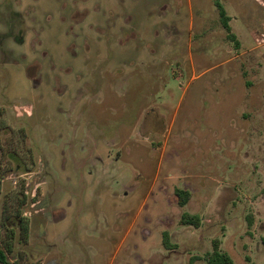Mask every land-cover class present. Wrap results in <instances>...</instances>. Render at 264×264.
<instances>
[{"label": "rangeland", "instance_id": "1", "mask_svg": "<svg viewBox=\"0 0 264 264\" xmlns=\"http://www.w3.org/2000/svg\"><path fill=\"white\" fill-rule=\"evenodd\" d=\"M218 1L0 0L10 264H264V0Z\"/></svg>", "mask_w": 264, "mask_h": 264}, {"label": "trees", "instance_id": "2", "mask_svg": "<svg viewBox=\"0 0 264 264\" xmlns=\"http://www.w3.org/2000/svg\"><path fill=\"white\" fill-rule=\"evenodd\" d=\"M216 6L219 12V17L222 23L224 30L227 32V35L230 39H234L233 34H231L230 26H229V17L226 15L225 10L221 6L218 0H216ZM174 194L177 198V203L180 207H183L187 204L190 198V194L187 190L176 188ZM179 223L185 226H192L194 228H198L201 224V219L197 214H189L182 213L180 216ZM252 222H249L248 225H251ZM162 243L166 249H172L171 244L169 242V234L167 232H163L162 234ZM219 241H212V250L206 254L205 256V264H233L232 258L230 255L224 251H221L219 248ZM0 264H10L7 259L6 251L0 245ZM192 264V259L190 263Z\"/></svg>", "mask_w": 264, "mask_h": 264}]
</instances>
